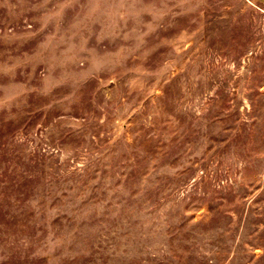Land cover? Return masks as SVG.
Here are the masks:
<instances>
[{
  "label": "rangeland",
  "instance_id": "rangeland-1",
  "mask_svg": "<svg viewBox=\"0 0 264 264\" xmlns=\"http://www.w3.org/2000/svg\"><path fill=\"white\" fill-rule=\"evenodd\" d=\"M0 264H264V0H0Z\"/></svg>",
  "mask_w": 264,
  "mask_h": 264
}]
</instances>
